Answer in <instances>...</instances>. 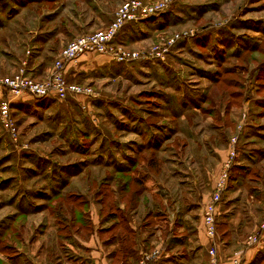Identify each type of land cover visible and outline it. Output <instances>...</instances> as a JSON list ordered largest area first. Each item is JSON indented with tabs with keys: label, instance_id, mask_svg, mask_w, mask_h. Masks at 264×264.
Returning a JSON list of instances; mask_svg holds the SVG:
<instances>
[{
	"label": "rangeland",
	"instance_id": "374dc122",
	"mask_svg": "<svg viewBox=\"0 0 264 264\" xmlns=\"http://www.w3.org/2000/svg\"><path fill=\"white\" fill-rule=\"evenodd\" d=\"M125 1L1 0L0 11L7 2L9 14L0 25V76L23 69L33 78L35 59L54 61L72 38L108 25ZM161 13L124 29L123 46L142 52L175 33L196 34L178 41L163 60L81 56L68 77L91 85L93 98L13 99L0 91L11 100L18 133L14 141L0 123V264L60 263L64 250L45 258L39 251L59 242V225L73 219L82 229L96 219V209L107 217L119 203L134 204L141 217L154 211L149 222L163 227L157 242L170 237L175 264H203L207 252L192 242L175 247V236L187 241L202 231L198 209L235 136L237 158L220 206L230 205L232 227L243 221L244 242L263 219L264 0H174ZM120 169L132 174L122 176ZM140 177L143 186L122 189ZM229 227L218 219V241ZM165 243L148 264L175 262L165 257ZM250 264H264V246Z\"/></svg>",
	"mask_w": 264,
	"mask_h": 264
},
{
	"label": "built area",
	"instance_id": "2783aa9c",
	"mask_svg": "<svg viewBox=\"0 0 264 264\" xmlns=\"http://www.w3.org/2000/svg\"><path fill=\"white\" fill-rule=\"evenodd\" d=\"M174 0H126L119 6L113 20L102 29L81 34L68 41L53 61L49 74L42 80L28 77L24 70L13 76H0V91L6 90L13 99L29 95L37 98H54L60 102L67 99L76 101L96 96L91 85L70 82L66 78V66L74 63L85 54L103 55L115 63L129 62L140 58H153L163 60L168 56L172 46L178 41L192 37L196 31H181L175 33L166 41L153 45L147 51L138 52L128 49L120 44L113 43L118 31L127 23H137L166 10ZM0 123L9 136L15 141L17 129L11 117V100L0 98ZM241 128V125L238 127ZM238 136L229 141L226 155L219 165L214 179L211 193L201 207V227L209 240L207 251V264H222L217 255L218 231L217 215L222 194L227 189L230 171L237 158L236 145ZM264 238V217L257 225L255 231L246 239L245 246L253 247ZM159 255V250L144 253L137 264H148ZM243 251L233 253L225 264H242Z\"/></svg>",
	"mask_w": 264,
	"mask_h": 264
},
{
	"label": "crops",
	"instance_id": "0c3cea01",
	"mask_svg": "<svg viewBox=\"0 0 264 264\" xmlns=\"http://www.w3.org/2000/svg\"><path fill=\"white\" fill-rule=\"evenodd\" d=\"M7 18L8 16L1 17L2 20ZM106 25H104V22L100 23V25L96 26L97 28L95 30L102 29ZM50 39L51 38L46 37L45 42L49 41ZM41 60L42 59H40L39 57L33 62V78L43 79L51 71L53 60L49 64H44ZM75 66L76 65L74 63L66 66V78L68 81L70 80V82H76L72 81L68 77L69 74H71V71H74ZM74 75L75 74L73 72V75L71 74V76ZM217 169H219V167ZM213 182L214 181H212L211 184L212 186ZM119 196L120 199L122 194H120ZM142 196L143 198H145L146 194H143ZM208 196L209 195L203 198L202 203L205 202ZM165 199L166 198L163 199L162 195H160V201L164 202V206L167 207V200ZM119 204L120 206H117V214L109 217H104L101 216L98 212V209H96V219L94 220L93 218H90L88 222L85 221V230L84 228L81 229L80 226H77L75 232L71 231V233L69 232L65 236L58 237L57 241L59 242L53 245L51 248H49L48 245H44L45 248L40 249L39 251H44L45 258L46 255H49L50 251H54L52 249H58L59 251L64 250L66 254H62V258L58 260L60 262L58 264H134L138 256H140L142 253H145L147 249H151L152 246L156 245L154 248H152L153 250L166 242L165 244L167 246V249L164 251L165 248H160L162 253L163 251L165 252L166 258H168L169 256H174L175 259V262L169 261L168 264H175L179 262L178 255L172 253L174 248L171 246V244L167 243V241L170 240V237L168 235L167 237H165V240L161 239L159 240L160 242H157V237L161 233V229L163 227L159 224L152 226V224L149 222V220L154 218V214L152 213L154 211H152V209L148 210L147 213H145V215L141 217L140 212L138 211V209H135L136 207L134 204H130L129 207H127L124 203ZM141 204L142 203L139 202V205ZM160 206L162 207V203H160ZM229 206L230 205L227 204V202H223L221 206L219 205L218 208L217 222L219 219L224 221L228 225L230 224L228 231L223 234L225 240L222 242L218 241L217 243L216 248L218 258L220 260V263L225 264L232 257L233 253L237 251H243L242 264H250L251 260L255 257L257 252L260 251V249L264 246V238L258 245L253 247H246L243 240L245 237V232L242 231L243 221H239V223H237L238 226L232 227L231 224L234 214H232ZM157 212L160 213V211ZM181 215H183L181 216V218L184 220V218H187L188 214L182 213ZM200 215L201 208L198 209L197 213V222L199 221L201 225ZM245 218L246 217H244L243 220L246 222ZM71 221L72 220H69L68 224H70ZM166 222L167 221H165L164 223ZM256 227L257 226H255L254 229ZM111 228L112 230H110ZM254 229L251 231L252 233L254 232ZM175 238L177 239L175 247L183 248L190 242L197 244L195 248H201L206 252L210 247L209 240L206 238L203 231H199V234L196 235V237H193L195 239L191 237V239L186 241L183 234H177ZM72 257H74L75 260L71 259ZM33 259L36 263L34 256ZM202 263L207 264V254L204 255ZM50 264L52 263L50 262Z\"/></svg>",
	"mask_w": 264,
	"mask_h": 264
},
{
	"label": "trees",
	"instance_id": "16d2710c",
	"mask_svg": "<svg viewBox=\"0 0 264 264\" xmlns=\"http://www.w3.org/2000/svg\"><path fill=\"white\" fill-rule=\"evenodd\" d=\"M4 1H6V0H4ZM9 1V0H8ZM0 2H1V0H0ZM7 2L6 3H2V10L0 11V14L2 13V15H5V16H8V14H9V12L8 11H4L5 9H6V6H7ZM0 5H1V3H0ZM4 11V12H3ZM158 16H160V17H162L163 16V13H159V14H157V15H154V16H152V17H149V18H147V19H143V20H140L138 23H145V22H147V21H149V20H152V18L154 19V18H156V17H158ZM1 17L2 16H0V25H2L3 24V20L1 19ZM149 19V20H148ZM132 24H135V23H127V24H125L119 31H118V33L116 34V36H115V38H114V40H113V43H115V44H120V45H123L122 44V41H120V37H121V35H122V33L121 32H123V30L124 29H126L128 26H130V25H132ZM177 44V43H176ZM175 44V45H176ZM174 45V46H175ZM174 46H172V47H174ZM172 47L170 48L171 50H172ZM70 81V80H69ZM78 83V82H77ZM79 84H81V83H79ZM121 167V166H120ZM124 168V167H123ZM151 168H153V167H151ZM119 171V174H122V176H128V175H130V174H132L131 173V170L129 169L128 171H124V169H120V170H118ZM144 177H140V178H138L137 180L136 179H131V180H129V181H127V182H125L124 184H123V187H122V189L123 190H128V187H129V185L132 183V182H134L135 184L134 185H136V187H138V186H140V185H144V181L146 182V178H144ZM148 178V177H147ZM148 180V182H151V179H147ZM66 180L64 179L63 180V184L65 185V183L67 182H65ZM63 185V186H64ZM61 186H62V184H60L59 185V187L58 188H61ZM62 186V187H63ZM151 189H153L154 190V188L152 187V185L150 186V188H147V190L146 191H150L151 192ZM52 199H50V201H51ZM98 202H100V203H102L103 201H102V199L100 200V201H98ZM81 206V205H80ZM66 207V206H65ZM113 208V207H112ZM72 209H74V208H71V210ZM118 208L117 207H115V209L113 208V210L112 211H110V209L108 208V210L110 211V213L107 215V217H109V216H112V215H115V214H117V210ZM60 212H61V208H59L58 209ZM99 210H100V215H101V208H99ZM102 212H104V211H102ZM76 223H75V221L72 219V221L70 222V224H68L67 223V220L66 221H64V224H61V225H59V227H58V235L59 236H65L66 234H68L69 232L71 233V231L69 230V229H73V228H75L76 229ZM110 230H112V228L110 229ZM217 230H218V222H217Z\"/></svg>",
	"mask_w": 264,
	"mask_h": 264
}]
</instances>
